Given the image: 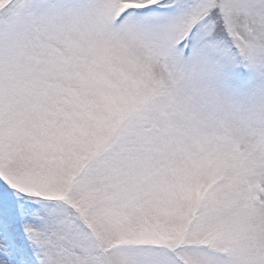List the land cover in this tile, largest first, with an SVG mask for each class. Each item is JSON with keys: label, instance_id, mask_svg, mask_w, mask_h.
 <instances>
[{"label": "snow or ice", "instance_id": "snow-or-ice-1", "mask_svg": "<svg viewBox=\"0 0 264 264\" xmlns=\"http://www.w3.org/2000/svg\"><path fill=\"white\" fill-rule=\"evenodd\" d=\"M0 264H264V0H0Z\"/></svg>", "mask_w": 264, "mask_h": 264}]
</instances>
